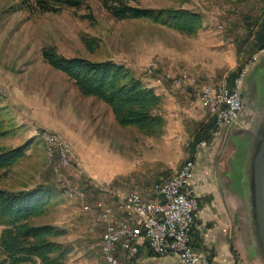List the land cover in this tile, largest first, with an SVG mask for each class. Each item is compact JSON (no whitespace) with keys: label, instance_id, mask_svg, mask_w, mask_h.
Masks as SVG:
<instances>
[{"label":"rangeland","instance_id":"1","mask_svg":"<svg viewBox=\"0 0 264 264\" xmlns=\"http://www.w3.org/2000/svg\"><path fill=\"white\" fill-rule=\"evenodd\" d=\"M79 1L77 9L44 13L34 9L31 0H0V108L3 120L12 129L10 135L0 139V148L29 144L14 166L0 171V190L18 192L37 186L52 190L46 213L31 224L52 225L62 232L55 241L67 250V264H105L97 246L102 229L93 226L91 216L73 194L70 196L68 186L79 188L88 205L97 201L112 205L127 192L150 199L154 185L190 159L185 157L191 144H186L202 126V120L206 121L205 109L198 101L201 87L208 83L196 82L198 73L212 74L217 77L216 83L230 87L233 76L244 69L248 77L254 74L256 83L252 84L264 87V64L260 59L264 49L258 51L253 40L264 16V0L139 2L144 9L183 10L199 15L201 26L192 35L143 19L115 20L96 0ZM85 38L97 42L95 51L86 49ZM47 48L65 58L123 65L146 87L154 81L172 93L191 88L187 110L195 119L174 123L173 109L161 102L164 126L158 136L119 128L104 104L81 97L63 74L41 61L40 51ZM167 76L185 82L176 88ZM190 80L193 83L189 87ZM259 80L262 82L257 83ZM255 90L254 86L242 88L244 102L239 120L217 147V174L227 181L229 176L234 183L232 160L241 169L238 163L245 152L231 150L233 138L240 143L246 141L242 134L247 128V96ZM179 112L176 110L178 119L185 114ZM207 116L211 122L208 112ZM178 127L180 133L176 132ZM50 134L62 138V144L70 149L69 165L58 173L57 148ZM100 187L117 197L111 199L99 191Z\"/></svg>","mask_w":264,"mask_h":264},{"label":"trees","instance_id":"2","mask_svg":"<svg viewBox=\"0 0 264 264\" xmlns=\"http://www.w3.org/2000/svg\"><path fill=\"white\" fill-rule=\"evenodd\" d=\"M96 1L115 20H148L187 35L196 33L201 26L200 16L189 11L144 9L138 5L141 0ZM31 3L34 9L44 13L81 6L79 0H31ZM259 23L253 40L261 51L264 49V16ZM83 41L89 52L98 47L93 39L85 38ZM40 59L63 74L81 97L96 99L104 104L119 128H133L151 137L161 133L164 126L160 113L161 97L125 66L111 61L65 58L53 48L42 49ZM212 128L211 123L202 125L194 140L199 141ZM11 133L12 129L3 120L0 108V139ZM28 146L27 142L15 149L0 148V171L14 166ZM53 195L52 190L44 186L18 192L0 190V264H67V250L55 241L62 232L52 225L31 224L32 220L46 213Z\"/></svg>","mask_w":264,"mask_h":264},{"label":"built area","instance_id":"3","mask_svg":"<svg viewBox=\"0 0 264 264\" xmlns=\"http://www.w3.org/2000/svg\"><path fill=\"white\" fill-rule=\"evenodd\" d=\"M151 73L152 70H148V74ZM244 76L243 69L235 77L231 89L224 83L201 87L199 104L210 114L217 128H230L238 122L242 110L241 84ZM166 78L176 88L185 82L183 78ZM50 137L57 148L55 173H58L59 169L68 167L70 149L62 144V138L53 134ZM201 145L205 146V143ZM192 168L193 163L185 161L178 171L154 185L152 197L148 200L136 192L117 197L112 191L100 187V192L117 197L114 205L104 201L88 205L84 203V193L75 186H69L73 196L91 216L93 226L101 227L102 234L97 246L106 247L109 263L119 264L117 252L121 250L125 255V264H134L142 241L155 256L176 257L180 264H211L205 255L196 254L191 247L198 205L193 190L188 187Z\"/></svg>","mask_w":264,"mask_h":264},{"label":"crops","instance_id":"4","mask_svg":"<svg viewBox=\"0 0 264 264\" xmlns=\"http://www.w3.org/2000/svg\"><path fill=\"white\" fill-rule=\"evenodd\" d=\"M260 56L264 64V50L260 52ZM206 74L207 72L205 71L198 73L197 80L195 81H207L208 84H218L215 82L216 76L213 77L212 74ZM192 83L193 80L188 81L187 86L190 87ZM147 88L153 90L156 95L162 97L163 103L170 105L171 109H173V116L175 117L173 120L174 123H179L180 121V124H182V120L189 117H192L189 119H195V116H192L191 112L187 110L189 108L188 104L192 99V94L189 95L187 93L192 92L191 88H188L186 92L180 90L177 93H172L168 91L167 88L160 85L159 82L154 81L151 85H147ZM176 110L180 111L179 113L182 112L185 114L180 115V119H178ZM204 112L206 121L204 122V120H202L203 124L201 125L211 123L213 128L209 131L208 135L204 136L199 141L196 142L192 139L194 137H192L186 144V146L191 144V148L186 151L185 158L190 157V160L193 162L190 186L198 202L197 217L191 238V247L196 254L205 255L210 260L211 264H254L251 260L247 259L242 250L243 245L240 239V224L236 216L238 203L236 198L238 195L236 186H238L239 183L238 178L235 180V183L234 181L232 182L230 178H228L227 181V179L221 178L217 174L216 169L217 160L215 158L217 155V147L222 141L229 137V132H231L233 128L231 130L229 128L217 130L214 123L209 122L206 110H204ZM185 125H187V123ZM235 125L233 127H235ZM180 131L181 127H178L176 132L180 133ZM215 133L217 134L214 135ZM202 140L205 141L202 142ZM201 143H205V146H202ZM226 166L228 165L226 164ZM110 198L112 199V197ZM111 204L114 205L115 202ZM117 258L119 264H125L124 252L118 250ZM134 264L180 263L176 257H158L153 255L147 249L146 244L141 241L139 244V253Z\"/></svg>","mask_w":264,"mask_h":264},{"label":"flooded vegetation","instance_id":"5","mask_svg":"<svg viewBox=\"0 0 264 264\" xmlns=\"http://www.w3.org/2000/svg\"><path fill=\"white\" fill-rule=\"evenodd\" d=\"M252 74L250 77H248V73H246L245 79L243 81V89L247 87L252 88V86H254L256 89L254 93L248 94L247 96V106L249 107V110H246L247 115L245 125L248 129L245 127L246 132H243L242 134V137H244L246 141L245 143H240L237 138H233L234 145L231 148V150H234L235 148L237 152H239L240 150L241 154L245 152V157L241 160V163H238L241 169H238L239 167L235 159L232 160V169H230V171L235 175L236 179L237 177H239L240 179L238 186H236V191L238 195H235L238 202L236 209L238 213L236 216L238 217V219H240L242 216L245 225H247L250 230L252 229L253 224H255L256 226L260 224L261 214L259 209H257L259 207L257 204L256 207H253L252 205L250 208L248 207V204L245 203L248 201L245 195L247 194V188L250 187L251 182L253 181L254 174H256L254 166L257 158L260 155V151L264 146V87H262L260 84V87H258V85L256 84V86L252 84V82L256 83L254 81L255 77H252ZM261 82L259 80L257 83ZM242 100L244 102L243 94ZM233 163H235V165ZM225 174H228V171H225ZM228 178L230 177L228 176Z\"/></svg>","mask_w":264,"mask_h":264},{"label":"water","instance_id":"6","mask_svg":"<svg viewBox=\"0 0 264 264\" xmlns=\"http://www.w3.org/2000/svg\"><path fill=\"white\" fill-rule=\"evenodd\" d=\"M232 128L233 126L231 129ZM254 168L256 174H254L253 181L251 182V191L249 192V188H247V194L245 196L246 199H248V203H245L248 204L249 208L251 205L253 207H256V204L259 206L257 209L260 211L261 221L258 226L253 224L252 229L250 230L249 227L245 225L241 216L239 219V229L241 230L240 239L243 245L242 250L247 259L251 260L254 264H264V146L260 151V155L256 160ZM248 243L251 246L250 249L247 248Z\"/></svg>","mask_w":264,"mask_h":264},{"label":"bare ground","instance_id":"7","mask_svg":"<svg viewBox=\"0 0 264 264\" xmlns=\"http://www.w3.org/2000/svg\"><path fill=\"white\" fill-rule=\"evenodd\" d=\"M245 76H246V73H245ZM245 76H244V78H243V81H244V79H245ZM234 80H235V78L233 79V81H232V85H233V83H234ZM243 81H242V84H241V92H242V85H243ZM225 84V83H224ZM232 85L229 87L228 85H226L225 84V86L228 88V89H231L232 88ZM242 109H243V100H242ZM241 112H242V110H241ZM209 114V113H208ZM209 118H210V114H209ZM210 121L212 122V123H214V121H213V119H211L210 118ZM214 126H215V128L217 129V130H219V129H221V128H217V126L214 124ZM217 133H215L214 135H216ZM53 144H54V141H53ZM187 161V160H186ZM188 161H191L190 159H188ZM192 162V161H191ZM193 163V162H192ZM185 164V163H184ZM183 164V165H184ZM182 167V166H181ZM180 167V168H181ZM179 168V169H180ZM178 169V170H179ZM193 169V168H192ZM189 183H190V181H189ZM188 183V187L189 188H191L192 189V187L190 186V184ZM250 187H251V185H250ZM249 187V192L251 191V188ZM68 189H69V186H68ZM193 190V189H192ZM194 192V191H193ZM73 193H72V191L70 192V196L72 195ZM76 197V196H75ZM77 198V197H76ZM197 207H198V205H197ZM82 209H85V208H82ZM238 223L240 224V222L238 221ZM243 248V247H242ZM247 248H251V246H250V244L248 243L247 244ZM253 248H254V246H253ZM99 251H100V254H101V256H102V259L104 260V262H105V264H112V263H109V261L107 260V249H106V247H100L99 246Z\"/></svg>","mask_w":264,"mask_h":264}]
</instances>
